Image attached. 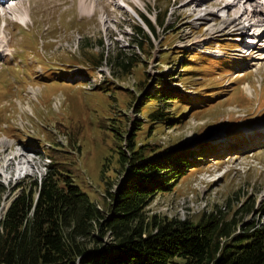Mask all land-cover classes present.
Segmentation results:
<instances>
[{"label":"rangeland","instance_id":"374dc122","mask_svg":"<svg viewBox=\"0 0 264 264\" xmlns=\"http://www.w3.org/2000/svg\"><path fill=\"white\" fill-rule=\"evenodd\" d=\"M186 1L0 6V138L7 141L0 144V218L19 184L42 177L53 161L69 165L75 182L104 206L108 189L116 192L130 171L121 150L133 137L159 156L190 162L171 190L156 194L149 215L197 222L223 210L247 226L264 221V43L251 53L244 42L262 25L245 20L249 30H222L224 19L239 15L235 8L200 0L178 9ZM207 9L217 12L201 21ZM137 26L150 39L139 37ZM156 93L161 99L150 101ZM161 106L170 118L154 121Z\"/></svg>","mask_w":264,"mask_h":264},{"label":"trees","instance_id":"16d2710c","mask_svg":"<svg viewBox=\"0 0 264 264\" xmlns=\"http://www.w3.org/2000/svg\"><path fill=\"white\" fill-rule=\"evenodd\" d=\"M136 32L151 37L143 26ZM161 95L149 94L150 101ZM164 115L161 106L151 118L165 122L170 117ZM129 140L121 163L130 171L116 192L108 189L104 206L75 182L69 165L53 161L42 177L24 179L0 218V264H174L176 258L185 264H264V221L247 226L227 219L223 210L204 213L197 222L149 215L156 194L171 190L190 162H174ZM5 189L0 183V204Z\"/></svg>","mask_w":264,"mask_h":264},{"label":"bare ground","instance_id":"6f19581e","mask_svg":"<svg viewBox=\"0 0 264 264\" xmlns=\"http://www.w3.org/2000/svg\"><path fill=\"white\" fill-rule=\"evenodd\" d=\"M10 1L11 0H5L4 2H2L0 4L4 5L6 3H9ZM208 1H210V0H208ZM219 1H222V0H219ZM199 2H200V0H187L185 3H183L181 6H179L178 9H182L181 7L192 5V4L198 5ZM220 4L219 5L221 6L220 7L221 9L226 8L228 10H231V9L235 8L239 12V15H236L232 18H228L226 20L225 19L223 20L222 24L220 25V28L222 30H225V29L232 27V26H234L236 29H240L243 31L246 28L249 30V28H248L249 24L247 25L244 22L245 20H250V28L251 27L254 28L256 26L259 27L260 25H262V23L264 21V0H224L223 2H220ZM132 10H133L134 14L141 16V14L139 13V11L137 9L132 8ZM204 12H205L204 14L203 13L201 15L199 14L200 15L199 19L201 21L206 20V22H209L210 16L215 14V12H217V10L215 11V10L207 9V10H204ZM214 24H212L210 22L209 28L215 29L216 27ZM255 34H256V36H254L252 38L253 39L252 42L256 43V46H255V48L250 50L251 53L256 51V49H257L256 47H260L259 44L264 43L263 42V40H264V29L262 31H259V30L255 31ZM244 35H246V34H244ZM245 40H247V39L244 38V42H246ZM1 50H3V49H0V58H2V56L3 57L6 56V55H3L4 52ZM5 142H7L6 138H0V144L5 143ZM15 157H18V155H15ZM28 161L30 162V160H28ZM21 164L22 165L24 164L22 167L27 165L26 162L25 163L22 162Z\"/></svg>","mask_w":264,"mask_h":264},{"label":"water","instance_id":"95a60500","mask_svg":"<svg viewBox=\"0 0 264 264\" xmlns=\"http://www.w3.org/2000/svg\"><path fill=\"white\" fill-rule=\"evenodd\" d=\"M11 204V203H10Z\"/></svg>","mask_w":264,"mask_h":264}]
</instances>
